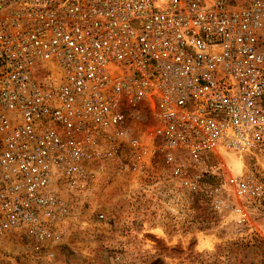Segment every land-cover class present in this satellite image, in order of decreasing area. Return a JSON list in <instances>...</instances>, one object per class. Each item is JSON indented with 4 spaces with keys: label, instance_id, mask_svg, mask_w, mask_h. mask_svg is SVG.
<instances>
[{
    "label": "built area",
    "instance_id": "2783aa9c",
    "mask_svg": "<svg viewBox=\"0 0 264 264\" xmlns=\"http://www.w3.org/2000/svg\"><path fill=\"white\" fill-rule=\"evenodd\" d=\"M224 154L264 160V0H0V239L52 260L107 175L156 160L245 216L264 180L205 188Z\"/></svg>",
    "mask_w": 264,
    "mask_h": 264
},
{
    "label": "rangeland",
    "instance_id": "374dc122",
    "mask_svg": "<svg viewBox=\"0 0 264 264\" xmlns=\"http://www.w3.org/2000/svg\"><path fill=\"white\" fill-rule=\"evenodd\" d=\"M144 127L150 130V125ZM220 176L205 188L248 168L264 180V160L241 162L233 155L209 158ZM156 160L143 173L107 175L80 211L55 257L35 260L24 234L0 239V264H264V201L242 204L224 193L226 206L215 211L202 188L187 194L177 185L158 183ZM104 213L98 219V213Z\"/></svg>",
    "mask_w": 264,
    "mask_h": 264
}]
</instances>
